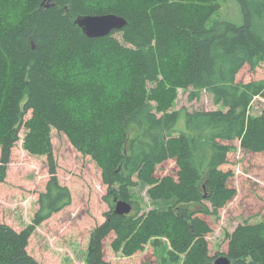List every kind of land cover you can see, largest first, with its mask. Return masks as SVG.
Listing matches in <instances>:
<instances>
[{
	"label": "trees",
	"instance_id": "obj_1",
	"mask_svg": "<svg viewBox=\"0 0 264 264\" xmlns=\"http://www.w3.org/2000/svg\"><path fill=\"white\" fill-rule=\"evenodd\" d=\"M234 1L239 24L211 21L219 0H23L21 21L0 25V182L22 128L23 148L45 155L49 173L31 223L19 231L0 223V264H41L27 252L31 233L71 203L57 176L52 128L95 161L107 187L110 208L90 233L88 264H113L103 252L111 233L112 249L126 256L166 235L171 263H213L211 227L199 214L217 217L236 194L222 167L232 142L264 151V109L250 111L256 97L264 100V80L236 81L245 65L253 71L264 63V0ZM106 13L124 17L126 26L87 38L74 23ZM178 89L188 90L189 101L204 91L220 107L170 110ZM168 159L176 178L156 177ZM139 182L167 207L116 214L114 198L134 203L130 189ZM224 255L231 264H264V220L238 224Z\"/></svg>",
	"mask_w": 264,
	"mask_h": 264
},
{
	"label": "rangeland",
	"instance_id": "obj_2",
	"mask_svg": "<svg viewBox=\"0 0 264 264\" xmlns=\"http://www.w3.org/2000/svg\"><path fill=\"white\" fill-rule=\"evenodd\" d=\"M219 2L220 10L211 21L222 19L239 24L241 12L237 2ZM115 37L122 42L120 33ZM252 80H264V63L253 71L245 65L236 76V81L240 83ZM182 107L211 110L220 106L214 105L211 96L204 91L198 100L189 101L188 90L178 89L170 110ZM262 109L264 100L256 97L250 111L257 114ZM178 127L184 129L183 115L178 119ZM25 133L22 128L20 139L12 148L6 177L0 182V223L8 224L17 231L31 223L38 208V195L45 190L49 178L46 156L30 154L23 148ZM51 142L57 162V176L59 182L69 189L71 203L35 227L28 241L27 252L41 264H88L90 233L104 221L105 212L110 208L105 201L107 187L102 182L101 169L95 161L71 145L65 134L52 128ZM222 167L231 171L228 185L236 189V194L219 209L217 217L199 214L211 227L206 239L209 254L214 257L227 252L228 235L238 224L264 220V151H245L236 140L232 142L227 162ZM178 170L175 161L168 159L157 166L155 176L161 178L170 175L176 178ZM147 190L148 186L141 182L130 189L134 202L130 213L135 211L136 206L140 208V213L167 207V201L152 200ZM114 237V233L109 234L103 245L105 259L113 264H158L162 259L174 264L168 254L172 247L166 235L150 238L141 249L129 256L112 249Z\"/></svg>",
	"mask_w": 264,
	"mask_h": 264
},
{
	"label": "water",
	"instance_id": "obj_3",
	"mask_svg": "<svg viewBox=\"0 0 264 264\" xmlns=\"http://www.w3.org/2000/svg\"><path fill=\"white\" fill-rule=\"evenodd\" d=\"M74 23L81 28L87 38H100L111 34L113 31L123 29L127 24V20L112 13L85 14L78 15ZM131 210V203L114 198V212L116 214H128ZM212 264H231V261L228 256L220 255L214 259Z\"/></svg>",
	"mask_w": 264,
	"mask_h": 264
},
{
	"label": "clouds",
	"instance_id": "obj_4",
	"mask_svg": "<svg viewBox=\"0 0 264 264\" xmlns=\"http://www.w3.org/2000/svg\"><path fill=\"white\" fill-rule=\"evenodd\" d=\"M26 8L23 0L17 4L0 5V25L15 26L21 19Z\"/></svg>",
	"mask_w": 264,
	"mask_h": 264
}]
</instances>
